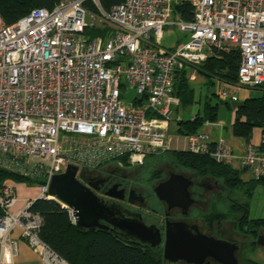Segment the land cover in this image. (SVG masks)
Masks as SVG:
<instances>
[{
    "label": "built area",
    "instance_id": "built-area-1",
    "mask_svg": "<svg viewBox=\"0 0 264 264\" xmlns=\"http://www.w3.org/2000/svg\"><path fill=\"white\" fill-rule=\"evenodd\" d=\"M181 5L190 7L191 21L176 13ZM171 26L188 39L167 50L160 42ZM94 28L108 29L107 36L86 34ZM231 49L240 53L237 82L214 80L224 102L239 101L228 89L264 86V0H124L109 12L98 0H60L12 25L0 18V168L41 180L38 198L48 199L51 178L68 165L78 173L141 166L168 147L171 108L180 105L177 72ZM244 147L238 154L203 131L184 138L185 151L264 182V133ZM15 188L8 181L0 190V264H14L16 228L43 264H68L39 238L31 200L12 212Z\"/></svg>",
    "mask_w": 264,
    "mask_h": 264
},
{
    "label": "trees",
    "instance_id": "trees-1",
    "mask_svg": "<svg viewBox=\"0 0 264 264\" xmlns=\"http://www.w3.org/2000/svg\"><path fill=\"white\" fill-rule=\"evenodd\" d=\"M60 0H0V18L5 25H12L26 16L33 9L53 7ZM99 7L109 12L114 6L124 0H98ZM86 7L93 12L97 8L91 3ZM176 13L183 21H191L192 13L188 5L175 7ZM90 37L105 38L108 34L106 28H94L86 32ZM240 53L238 49L228 51H214L203 63L194 67L195 74L202 77L207 83L214 85V80L235 84L239 67ZM189 70L177 72L175 78V95L185 104L193 100V90L188 88L187 74ZM257 89H264L263 87ZM229 110L228 103L226 102ZM218 104L205 99L202 112L194 115L193 119L177 122V133L188 136L200 132L205 122L217 123ZM254 129L264 133V92L259 98H248L244 105L234 111L231 125L232 136L241 139L245 144L250 143ZM173 162L181 170L190 171L199 176L210 177L217 180L225 194V199L232 201L225 212L215 209L214 203L208 214L203 216L207 229L215 224L231 220L235 233L250 238V248L255 249L256 239L264 229V219H251L249 201L252 199L258 186L264 182L254 180L244 181V169H235L229 165L216 163L207 155H196L188 151L172 152ZM84 171L82 179L88 178ZM16 184L25 183L29 186L39 185L42 181L29 179L0 168V190L5 182ZM241 191L248 200L244 204H237L230 198V193ZM223 199V198H222ZM30 212L41 218L39 238L45 245L68 264H166L162 258L161 247L151 248L148 245L135 241H127L107 230H85L71 221L68 209L53 199L41 198L32 202ZM245 264H257L246 260Z\"/></svg>",
    "mask_w": 264,
    "mask_h": 264
},
{
    "label": "water",
    "instance_id": "water-1",
    "mask_svg": "<svg viewBox=\"0 0 264 264\" xmlns=\"http://www.w3.org/2000/svg\"><path fill=\"white\" fill-rule=\"evenodd\" d=\"M217 122L227 117L226 102H217ZM244 101H231L228 107L235 111ZM104 180L78 178V168L68 165L66 170L54 175L48 186L47 196L72 211L75 224L85 230H107L127 241H135L151 248L161 247L166 264H204L212 259L218 264H240L237 253L240 250L236 240H226L204 234L196 224L185 221H169L165 215L164 229L156 223L147 224L140 213L131 212L115 202L122 201L124 191L118 185L105 190L103 197L97 191ZM192 182L181 174H173L154 188V195L164 202L168 210L179 209L183 217L189 214L194 200L190 195ZM128 202L132 203L131 194ZM256 246L264 250V235L259 233Z\"/></svg>",
    "mask_w": 264,
    "mask_h": 264
},
{
    "label": "rangeland",
    "instance_id": "rangeland-1",
    "mask_svg": "<svg viewBox=\"0 0 264 264\" xmlns=\"http://www.w3.org/2000/svg\"><path fill=\"white\" fill-rule=\"evenodd\" d=\"M188 39V34L186 32L180 31L176 26L171 27H165L163 29V35L161 38L160 45L164 49L172 50L174 49L178 43H184ZM194 69H192L193 71ZM192 71L189 70L187 74L188 78V88L193 90V100L190 102V104H185L183 101H181V104L179 107L175 108L172 107V115H171V122H170V129L168 131V147L166 151L161 153L160 155H155L147 158L145 162L139 166V167H133V168H124V170H138L136 175L140 177L139 182L141 184H144L147 189L149 190L150 187H154L156 185L155 180L159 178V176L155 175L158 172H161V170H167L168 167H171V170L175 168V172L173 173H181L186 177L193 176L197 178L198 183H203L205 186H213V182L217 181L210 177L205 176H199L196 175L190 171L187 170H181L176 166V164L173 162V159L171 157L172 152H178V151H185L184 149V136L178 135L175 132L176 129V123L181 120H188L191 117H193L196 113L202 112L203 110V104L205 102L206 98H209L211 102L216 103L220 99V97L217 96V87L216 85H211L207 83L205 79L202 77H198L196 74L195 79L190 81V76L192 75ZM264 92V89H246V88H240V89H228V93L230 96H235L239 101H244L248 98H259ZM133 98V93L129 92L128 96L125 98H122V101L129 105L131 104V100ZM181 100V99H180ZM227 103L228 100L226 101ZM179 119V120H177ZM234 119V111L229 108L227 111V117L224 122H221V126H223L222 135L224 140L227 142L228 145L231 147L234 145H237V143H242L241 139L235 138L232 136L231 133V125ZM218 123V122H217ZM259 129H254L251 136V142L253 144H256L260 141L261 135ZM176 137H179V139H175ZM233 142V145L227 140L229 139ZM108 167H105L103 169L107 170ZM178 172V173H177ZM81 173L83 172L80 170L78 173V178L82 179ZM86 176L90 177L95 175V172H87ZM153 177V179L150 181V177ZM185 177V178H186ZM247 175L242 176V180L247 179ZM188 179V178H187ZM83 180V179H82ZM152 183V185L150 184ZM218 182V181H217ZM16 187L18 184H16ZM20 185L27 186L28 188L32 189L35 193H38L40 191L39 185H27L25 183H21ZM218 185L220 186L219 192H226L223 191V186L218 182ZM261 188L258 186L257 190H255L254 195L252 199L249 201V205H253V208L250 210V218L251 219H263L264 214V193H258V190H261ZM264 189V188H263ZM205 190L204 194L206 195L204 199L205 203H202L203 205L200 208H195L194 206L190 209L189 213H191L190 219H192L193 223H196L198 227L207 235L214 236L210 231L214 232L213 230L209 231L204 225L203 222V216L208 214L209 209L211 208V204L214 203L215 209L221 212L227 211L229 208V204L232 203V201L225 199V194L219 195L220 193L218 191L215 192V194H211L208 192L206 188H203V191ZM150 192L147 191V193ZM223 198V199H222ZM230 198L234 199V201L237 204H244L248 200L242 195L241 191H236L230 193ZM50 199V198H48ZM148 207L152 208L155 212L154 214L145 213L147 216H151L152 218H157V216L161 215L163 213L162 205L159 204V202L156 200V198H151V200L148 202ZM65 208V207H63ZM67 209V208H66ZM137 211V210H134ZM153 219L148 218V224L153 223ZM233 224L231 223V220L222 222L220 226V230L223 232H227L230 227H232ZM208 231V232H206ZM230 236L236 240V242H239V248L240 250L237 253V258L240 264H245L246 260H250L257 264H264V253L261 251V248L259 249L256 247L255 249H251L250 244V238L247 236H243L240 234L235 233V230H231ZM209 233V234H208ZM215 237V236H214Z\"/></svg>",
    "mask_w": 264,
    "mask_h": 264
},
{
    "label": "flooded vegetation",
    "instance_id": "flooded-vegetation-1",
    "mask_svg": "<svg viewBox=\"0 0 264 264\" xmlns=\"http://www.w3.org/2000/svg\"><path fill=\"white\" fill-rule=\"evenodd\" d=\"M138 170H124V169H118L114 166H109L107 168V170L105 169H101L95 172V175L90 176L88 178H93V179H101L104 180V185L103 187L100 188L99 191H97V195L103 197V193L105 192V190L107 188H109L112 185H118L119 189H122L124 191V199L122 201H116L114 199H107L109 202H115L120 204L122 207L128 209L131 212H135V213H140L145 222L148 224V218L153 219V223H156L160 226V229L163 231L164 229V220H165V215L168 214V220L169 221H185L189 224H196L193 223L191 221H193L192 219H190L191 217V213H189L186 217H183L181 214V211L177 208L175 209H171L168 210L167 206L164 202H160L158 201V199L156 198V196L154 195V188L161 182L167 180L171 175L176 174L173 173L175 172V168L171 170V167L167 170H161V172H158L157 176H159V178H157L155 180L156 185L154 187H150V192L147 193V191H149L147 189V187L144 184H141L139 182V178L136 174ZM178 173V172H177ZM181 174V173H178ZM184 177H186L183 174ZM188 178L191 182V188L189 190L191 197L194 200V204L193 206L195 208H200L203 204L205 203V201L202 199L205 198V190L203 191V188H206L208 190V192L211 194H215L216 191L219 192L220 186L218 185L217 181L213 182V186H205L203 183H198L197 182V178L190 176V177H186ZM153 179V177H150V181ZM84 182L87 181L86 179H83ZM150 184L152 185V183L150 182ZM221 193V191L219 192ZM131 194V200L133 201L132 203L128 202V198L129 195ZM156 198V200L159 202V204L162 205V209H163V213L159 216H157V218H152L151 216H147L145 213H152L154 214V210L150 207H148V202L151 200V198ZM137 210V211H134ZM222 224V223H221ZM221 224H215L212 226V228L210 230L214 229V232L210 231L212 234H214V236L216 238H222V239H226V240H232L233 238L230 236V234L232 233L231 230H233V226L230 227L228 229L227 232H223L222 230H220V226ZM197 225V224H196ZM198 226V225H197ZM200 229V227H199ZM209 231V229H207ZM201 232H203L200 229ZM206 231V232H208ZM204 233V232H203ZM262 235H264V229L261 230L260 232ZM205 234V233H204ZM209 234V233H208ZM237 244H239V242H237ZM240 249V248H239ZM204 264H218L216 262H214L212 259H208Z\"/></svg>",
    "mask_w": 264,
    "mask_h": 264
},
{
    "label": "crops",
    "instance_id": "crops-1",
    "mask_svg": "<svg viewBox=\"0 0 264 264\" xmlns=\"http://www.w3.org/2000/svg\"><path fill=\"white\" fill-rule=\"evenodd\" d=\"M195 76L196 75H193V76L191 75L189 78L190 81L194 80ZM180 104H181V102H180ZM193 117H191V118H193ZM201 131L207 132L208 134H210V136L213 140H216L219 137L223 138V135H222L223 126H221V122L209 123V125L203 126ZM175 132L177 133V126L175 129ZM260 134H262V131H260ZM175 139H179V137H176ZM227 140L233 145V142L230 140V138ZM244 146H245V143L242 141V143H239V144L237 143V145H234V147L233 146L232 147L230 146V147L234 150V152H236L238 154H242L244 152V149H245ZM234 168L239 169L236 165H234ZM243 175L248 176L245 181L251 180V175L248 171H244ZM260 187L264 188V186H260ZM263 188H261V190H258V193H262V192L264 193ZM15 193H16L17 201L13 204V206L11 208L12 212H14V213L17 212L27 200H31L33 202V201L39 199L38 198L39 192L35 193L32 189L28 188L27 186L20 185V184H18V186L15 188ZM252 208H253V205L251 204L249 207V211ZM263 219H264V214H263ZM11 238L16 242V245H17V256L14 259V264H43L41 258L38 255H36L31 250V248L28 246L26 241L21 238L20 230L18 228L14 229L12 231ZM261 251H263V253H264L263 249H261Z\"/></svg>",
    "mask_w": 264,
    "mask_h": 264
}]
</instances>
